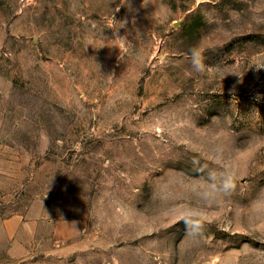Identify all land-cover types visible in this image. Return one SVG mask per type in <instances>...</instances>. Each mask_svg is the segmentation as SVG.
Returning <instances> with one entry per match:
<instances>
[{"label": "rangeland", "instance_id": "rangeland-1", "mask_svg": "<svg viewBox=\"0 0 264 264\" xmlns=\"http://www.w3.org/2000/svg\"><path fill=\"white\" fill-rule=\"evenodd\" d=\"M262 67L264 0H0V264H264Z\"/></svg>", "mask_w": 264, "mask_h": 264}, {"label": "clouds", "instance_id": "clouds-1", "mask_svg": "<svg viewBox=\"0 0 264 264\" xmlns=\"http://www.w3.org/2000/svg\"><path fill=\"white\" fill-rule=\"evenodd\" d=\"M125 23L123 21V27ZM126 36L127 34L120 37L117 31L114 34V38L122 44L126 42ZM189 60L193 71L202 72L205 69L204 53L198 46L189 50ZM257 98L259 99V97ZM206 177L204 187L197 193L198 199L203 202H212L230 196L236 188L238 179L234 166L223 160L218 165L214 163L213 167L208 168ZM180 221L185 224L186 230L192 234L198 233L204 227L203 217L199 215L198 209L188 208L184 210L180 215Z\"/></svg>", "mask_w": 264, "mask_h": 264}, {"label": "crops", "instance_id": "crops-1", "mask_svg": "<svg viewBox=\"0 0 264 264\" xmlns=\"http://www.w3.org/2000/svg\"><path fill=\"white\" fill-rule=\"evenodd\" d=\"M18 226V220L14 217H10L8 219H5L2 223V230L3 233L6 235V237L13 236L17 230Z\"/></svg>", "mask_w": 264, "mask_h": 264}]
</instances>
